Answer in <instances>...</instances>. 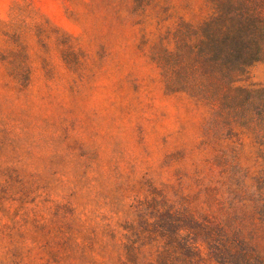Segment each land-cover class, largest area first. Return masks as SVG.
<instances>
[{
	"label": "rangeland",
	"instance_id": "1",
	"mask_svg": "<svg viewBox=\"0 0 264 264\" xmlns=\"http://www.w3.org/2000/svg\"><path fill=\"white\" fill-rule=\"evenodd\" d=\"M218 7L264 0H0V264H126L135 234L128 264H147L159 195L237 197L264 222V58L234 85L248 123L166 65Z\"/></svg>",
	"mask_w": 264,
	"mask_h": 264
},
{
	"label": "trees",
	"instance_id": "2",
	"mask_svg": "<svg viewBox=\"0 0 264 264\" xmlns=\"http://www.w3.org/2000/svg\"><path fill=\"white\" fill-rule=\"evenodd\" d=\"M263 58L264 8L246 7L231 15L218 7L197 30L179 36L166 65L172 87L200 100L226 101L228 117L248 123L253 90L234 85ZM236 198L220 203L218 211L212 198L201 207L191 205L188 196L146 200V237L157 251L147 264H264V222ZM126 239V264L134 263L140 235Z\"/></svg>",
	"mask_w": 264,
	"mask_h": 264
}]
</instances>
